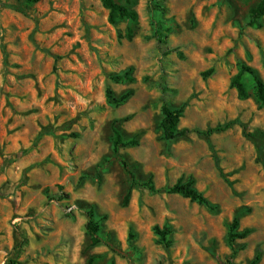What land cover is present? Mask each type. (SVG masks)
<instances>
[{
    "label": "rangeland",
    "instance_id": "374dc122",
    "mask_svg": "<svg viewBox=\"0 0 264 264\" xmlns=\"http://www.w3.org/2000/svg\"><path fill=\"white\" fill-rule=\"evenodd\" d=\"M118 1L137 20L111 24L101 0H0V264H264V107L250 76V97L231 87L239 61L264 81V18L247 24L260 0ZM109 88L132 95L112 106ZM165 102L184 106L185 136L163 138ZM114 120L138 141L118 154ZM190 179L215 209L167 191ZM235 217L251 233L233 258ZM165 225L171 246L155 234Z\"/></svg>",
    "mask_w": 264,
    "mask_h": 264
},
{
    "label": "trees",
    "instance_id": "16d2710c",
    "mask_svg": "<svg viewBox=\"0 0 264 264\" xmlns=\"http://www.w3.org/2000/svg\"><path fill=\"white\" fill-rule=\"evenodd\" d=\"M30 3L38 2L40 0H27ZM103 6L108 9V20L111 24H117L123 20L135 21L138 18V14L135 10L129 8L127 5L120 3L118 0H101ZM161 16V15H160ZM157 12L155 11V15L152 20V25L154 27V38H156L159 42H163V39L166 37L167 33L171 31L169 27L165 24V21L161 19ZM264 18V0H260L254 6H251L248 11V20L247 24L253 27H262V19ZM238 72L233 76L231 80V87L235 88L238 93V97L240 99H246L250 97V92L245 81V76H250L253 80L254 84V98L256 102L264 107V81L261 78L258 70L253 66L247 64L245 61L238 62ZM213 70L210 69L207 73H211ZM114 80H128L130 79L129 73H121L113 77ZM132 95V91H127L120 97H116L113 94V91L109 88L106 92L107 101L112 106H119L124 103L130 96ZM184 113V106L174 107L168 103H164L162 105V118L159 123V127L162 130L163 138L166 140H173L178 137L185 136L189 130L187 128L180 129L179 122ZM118 120H114L112 124L113 130V150L115 154H118L120 147L123 146H135L138 144V141L135 138L125 139L123 133L120 128L117 126ZM223 127H215L206 130L205 132H201L206 137H209L216 131L222 130ZM260 137L264 139V131L260 132ZM259 151V159L261 163L264 165V151L261 145L258 146ZM124 169L127 173L130 174L132 179H134V175L129 170L127 162L125 160H121ZM146 187H148L151 191H155V186L153 184L152 179H148L146 182L142 183ZM169 193L180 194L183 197L189 198L191 201L198 202L200 204H204L212 209H215L216 206L212 204L205 195L199 191L195 187V182L190 179L187 182H178L174 184L172 187L167 189ZM131 192L129 191L126 195L125 202L127 203L130 198ZM88 220L86 223V231L90 236L91 244L97 245L103 241L101 235V220L98 218L94 207H91L87 213ZM228 233H227V242L232 249V257L234 258L238 253V248L236 245V241L238 239L246 238L250 233L251 229H245L243 231H239V219L235 217L231 223L228 224ZM155 234L158 236L159 242L164 243L167 246H171L172 240L170 239V235L172 234V228L169 225H165L163 227L156 226L154 228ZM260 259V254L258 253L256 257L253 259L251 264L257 263ZM94 261V257H91L87 264H92ZM15 264V261H12ZM111 264H114L112 262Z\"/></svg>",
    "mask_w": 264,
    "mask_h": 264
},
{
    "label": "built area",
    "instance_id": "2783aa9c",
    "mask_svg": "<svg viewBox=\"0 0 264 264\" xmlns=\"http://www.w3.org/2000/svg\"><path fill=\"white\" fill-rule=\"evenodd\" d=\"M72 208H70V210H71Z\"/></svg>",
    "mask_w": 264,
    "mask_h": 264
}]
</instances>
